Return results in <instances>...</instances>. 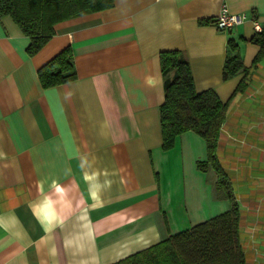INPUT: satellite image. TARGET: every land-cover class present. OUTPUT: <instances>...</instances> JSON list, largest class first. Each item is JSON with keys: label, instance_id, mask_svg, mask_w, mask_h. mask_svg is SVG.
<instances>
[{"label": "crops", "instance_id": "1", "mask_svg": "<svg viewBox=\"0 0 264 264\" xmlns=\"http://www.w3.org/2000/svg\"><path fill=\"white\" fill-rule=\"evenodd\" d=\"M224 2L248 14L230 30L215 21ZM256 22L264 28V0H115L58 22L32 54L31 38L10 14L0 15V264H110L228 209L230 201L216 194L213 167L197 166L207 158L202 136L188 130L163 148L160 52L184 51L196 89L213 88L229 101L217 148L224 169L232 161L223 150L235 126L231 117L253 111L251 125L238 128L244 143L256 145L259 163L264 55L256 59L261 44L250 40ZM67 45L77 76L44 87L39 67ZM237 52L245 68L225 78V63ZM244 77L245 89L236 91ZM207 172L215 175L212 183ZM260 182L255 223L264 217ZM233 188L244 245L254 226L247 227L250 193ZM41 204L49 206L47 221ZM259 249L248 254L244 246L246 264L264 263Z\"/></svg>", "mask_w": 264, "mask_h": 264}, {"label": "trees", "instance_id": "2", "mask_svg": "<svg viewBox=\"0 0 264 264\" xmlns=\"http://www.w3.org/2000/svg\"><path fill=\"white\" fill-rule=\"evenodd\" d=\"M115 0H0V15L10 14L22 31L31 38L30 53L38 51L55 32V25L67 18L111 7ZM261 44L256 59L264 55V28L250 39ZM231 48L236 44L228 40ZM165 76V100L160 106L163 148L174 146L178 135L193 130L206 142L207 158L198 160L199 169L215 170L216 194L230 201L228 209L187 229L170 233L162 240L135 251L110 264H246L240 235V206L232 181L221 165L218 140L227 116L229 101H223L213 88L197 90L184 51L165 49L160 52ZM245 66L240 53L229 56L224 77L235 75ZM44 87L54 86L77 76L73 49L67 45L38 69ZM245 77L236 91L246 87Z\"/></svg>", "mask_w": 264, "mask_h": 264}, {"label": "rangeland", "instance_id": "3", "mask_svg": "<svg viewBox=\"0 0 264 264\" xmlns=\"http://www.w3.org/2000/svg\"><path fill=\"white\" fill-rule=\"evenodd\" d=\"M262 98H264V95L262 96ZM246 110H243L242 112L240 111H236L233 113V116L231 117V121L232 123L235 125L234 127H229V132L230 135L229 137L226 135V141H224V152L227 154L228 158H230L232 161L231 162H226L224 163V166H228L230 164V168H225L226 171H228L229 175H230V179L232 181L233 184H235V187H239V188H248V191L250 193L249 196L244 197V202L249 205V208H251L249 210V219L247 220V227L251 228V226H253L251 228V234L252 236H250V240L249 242L246 240L244 241V246L249 254V250L250 248H258L259 246V250L262 249L263 253H264V236L261 239L260 242H254L252 240V238L254 239H258L257 235L258 233H264V217H263V221H260L258 223H255L254 221V217H251V213H252V207H254L255 203L257 202L254 198V191L257 188V184L259 181H263L260 182L261 184L264 183V143L262 144V149H258L259 152L263 153V156L261 153H259V157H261V160L259 163L253 162L254 159H256V153H257V149H256V145H251L250 143H244L242 141L243 138V134L240 131V128H238V124H241V122H247V125L250 126L251 125V118L253 117L252 113L253 111L251 109H247V107L245 108ZM242 113V116L241 114ZM262 115H259L260 118L264 119V110L262 111V113H260ZM237 117L243 118L242 121H239L238 119V123H237ZM260 129L262 131H260V136L264 135V125L260 127ZM245 132L247 135L251 134V128H246ZM196 136H198L197 138H201L199 135L196 134ZM256 138V135H253ZM249 137V136H248ZM227 138L229 140V143L226 144L225 142H227ZM252 140H254L252 138ZM254 142V141H253ZM252 142V143H253ZM226 146V147H225ZM255 148V149H254ZM236 160V161H235ZM245 163H247V165H245ZM244 164V165H242ZM257 166V167H256ZM201 177L200 175H196L195 178L198 181V178ZM205 180L207 182L212 183L213 179L215 178V175L213 173L207 172L205 174ZM203 178V176H202ZM192 183V179H189V183H190V187L194 188L193 189V193L194 195L200 196V190H198L196 183ZM195 184V186H194ZM194 186V187H193ZM205 194V192H203ZM202 194V192H201ZM262 194H264V189H262ZM207 194L203 195L206 196ZM207 198H211L210 195ZM264 200V199H263ZM251 225V226H250ZM254 243V245H253ZM259 256H263L264 255H259ZM260 258V257H259ZM263 263V262H262ZM264 264V263H263Z\"/></svg>", "mask_w": 264, "mask_h": 264}, {"label": "built area", "instance_id": "4", "mask_svg": "<svg viewBox=\"0 0 264 264\" xmlns=\"http://www.w3.org/2000/svg\"><path fill=\"white\" fill-rule=\"evenodd\" d=\"M248 17L245 11H232L228 4L224 2L222 4L220 12L216 16V25L220 29L230 30L236 26L241 25ZM255 29L262 30V26L256 22Z\"/></svg>", "mask_w": 264, "mask_h": 264}, {"label": "clouds", "instance_id": "5", "mask_svg": "<svg viewBox=\"0 0 264 264\" xmlns=\"http://www.w3.org/2000/svg\"><path fill=\"white\" fill-rule=\"evenodd\" d=\"M38 207L41 209V211L43 213L42 219H44L45 221L49 220L50 219V217L48 215V207L49 206L47 204H41Z\"/></svg>", "mask_w": 264, "mask_h": 264}]
</instances>
